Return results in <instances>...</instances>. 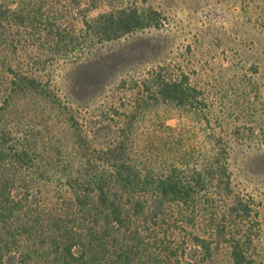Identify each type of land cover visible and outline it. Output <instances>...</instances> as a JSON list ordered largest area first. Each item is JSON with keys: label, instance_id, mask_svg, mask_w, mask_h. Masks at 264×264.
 Here are the masks:
<instances>
[{"label": "trees", "instance_id": "trees-1", "mask_svg": "<svg viewBox=\"0 0 264 264\" xmlns=\"http://www.w3.org/2000/svg\"><path fill=\"white\" fill-rule=\"evenodd\" d=\"M161 25L160 12L117 0L0 4V72L10 76L0 112V264H198L196 251L210 257L212 243L227 240L230 226L252 215L219 158L211 163V155L137 134L148 93L176 105L198 98L185 79L144 77L142 99L118 119L93 123L65 113L62 98L33 70L13 69L24 41L42 54L71 56L87 40H118ZM42 54L28 55L30 68ZM16 99L46 103L69 124L73 150L58 168L17 127L10 114ZM241 243H230L235 264L247 263Z\"/></svg>", "mask_w": 264, "mask_h": 264}, {"label": "rangeland", "instance_id": "rangeland-1", "mask_svg": "<svg viewBox=\"0 0 264 264\" xmlns=\"http://www.w3.org/2000/svg\"><path fill=\"white\" fill-rule=\"evenodd\" d=\"M28 1L0 0V4L15 9ZM35 1L54 6L71 2ZM117 3L154 9L161 13L162 25L118 40H87L71 56L42 54L31 42L24 41L27 50L18 49L13 69L33 70L62 98L65 113L93 123L112 116L118 119L126 107L142 99L139 86L144 77L159 74L185 79L197 90L198 98L176 105L156 101L148 93L147 105L141 102L146 108L139 118L137 134L211 155V163L219 158L228 167L234 189L252 207L249 218L230 226L227 240L212 243L210 257L195 252L198 264H235L230 243L236 239L242 241L246 264H264V0ZM107 7L101 4V9ZM75 29L83 43L80 22ZM39 54L42 61L30 68L28 55ZM9 77V73L0 72V112L6 107L4 89ZM10 110L20 131L40 146L39 151L49 152L51 167L58 168L73 150L71 129L65 119L55 118L50 105L43 102L27 104L16 99ZM49 188L51 195L54 189ZM192 264L197 262L193 260Z\"/></svg>", "mask_w": 264, "mask_h": 264}]
</instances>
